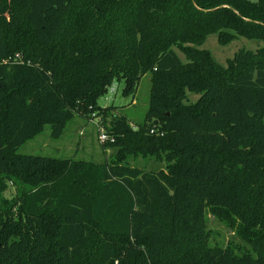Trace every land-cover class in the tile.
<instances>
[{
  "label": "trees",
  "instance_id": "obj_1",
  "mask_svg": "<svg viewBox=\"0 0 264 264\" xmlns=\"http://www.w3.org/2000/svg\"><path fill=\"white\" fill-rule=\"evenodd\" d=\"M211 35L262 46L222 66ZM146 74L137 128L98 106ZM75 117L109 161L17 153ZM207 214L246 248L211 245ZM0 264H264V0H0Z\"/></svg>",
  "mask_w": 264,
  "mask_h": 264
},
{
  "label": "rangeland",
  "instance_id": "obj_2",
  "mask_svg": "<svg viewBox=\"0 0 264 264\" xmlns=\"http://www.w3.org/2000/svg\"><path fill=\"white\" fill-rule=\"evenodd\" d=\"M248 1L256 2L257 0ZM261 46L262 43L238 38L224 47L219 45L216 35H211L207 37L204 44L198 47V49L210 52L212 57L219 64L226 66L227 61L232 59L234 54L239 50L245 49L255 51ZM175 52L179 59L185 63V57L179 51L175 50ZM123 87V82L115 83L104 96L98 99V106L101 108H114L116 111L115 115L124 116L133 128H137L144 122L147 113L151 76L150 74H146L140 79L136 92L132 96H123ZM198 98V95L188 94L187 103H194ZM98 121L99 120L96 118L86 120L75 117L66 126L63 135L57 140L52 139L50 126H45L40 135L21 146L17 153L20 155L59 160H74L93 164H103L109 161L110 157L115 155L116 151L111 148H105L104 145L107 141H100L99 135L101 131H105V129ZM128 165L147 171H158L163 168V165L142 157H137L136 159L130 157ZM13 191L14 190L11 188L5 197H13ZM206 224L208 231L211 233V245L221 247L231 245L239 249L246 248L244 243L235 236L232 230L210 214L206 215Z\"/></svg>",
  "mask_w": 264,
  "mask_h": 264
},
{
  "label": "built area",
  "instance_id": "obj_3",
  "mask_svg": "<svg viewBox=\"0 0 264 264\" xmlns=\"http://www.w3.org/2000/svg\"><path fill=\"white\" fill-rule=\"evenodd\" d=\"M99 137L101 142L112 141V139L110 140V138L107 136V133L105 131H101Z\"/></svg>",
  "mask_w": 264,
  "mask_h": 264
},
{
  "label": "water",
  "instance_id": "obj_4",
  "mask_svg": "<svg viewBox=\"0 0 264 264\" xmlns=\"http://www.w3.org/2000/svg\"><path fill=\"white\" fill-rule=\"evenodd\" d=\"M156 124V123H155Z\"/></svg>",
  "mask_w": 264,
  "mask_h": 264
}]
</instances>
